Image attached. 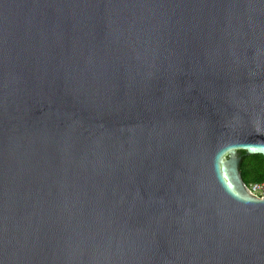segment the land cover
Instances as JSON below:
<instances>
[{
  "label": "water",
  "instance_id": "obj_1",
  "mask_svg": "<svg viewBox=\"0 0 264 264\" xmlns=\"http://www.w3.org/2000/svg\"><path fill=\"white\" fill-rule=\"evenodd\" d=\"M264 0H0V264H264Z\"/></svg>",
  "mask_w": 264,
  "mask_h": 264
},
{
  "label": "trees",
  "instance_id": "obj_2",
  "mask_svg": "<svg viewBox=\"0 0 264 264\" xmlns=\"http://www.w3.org/2000/svg\"><path fill=\"white\" fill-rule=\"evenodd\" d=\"M240 170L247 185L253 182H263L264 156L262 154L246 155L245 151H242Z\"/></svg>",
  "mask_w": 264,
  "mask_h": 264
},
{
  "label": "built area",
  "instance_id": "obj_3",
  "mask_svg": "<svg viewBox=\"0 0 264 264\" xmlns=\"http://www.w3.org/2000/svg\"><path fill=\"white\" fill-rule=\"evenodd\" d=\"M250 190L258 195L259 197L264 196V181L263 182H253L249 185Z\"/></svg>",
  "mask_w": 264,
  "mask_h": 264
}]
</instances>
